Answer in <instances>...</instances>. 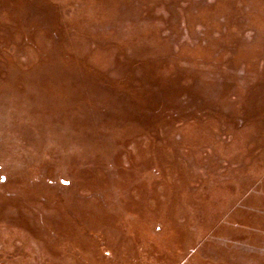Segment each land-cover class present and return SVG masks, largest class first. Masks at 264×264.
Masks as SVG:
<instances>
[{
  "label": "rangeland",
  "instance_id": "rangeland-1",
  "mask_svg": "<svg viewBox=\"0 0 264 264\" xmlns=\"http://www.w3.org/2000/svg\"><path fill=\"white\" fill-rule=\"evenodd\" d=\"M0 264H264V0H0Z\"/></svg>",
  "mask_w": 264,
  "mask_h": 264
}]
</instances>
